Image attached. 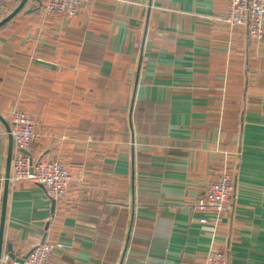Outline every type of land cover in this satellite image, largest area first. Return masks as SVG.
Returning a JSON list of instances; mask_svg holds the SVG:
<instances>
[{
  "label": "crops",
  "instance_id": "1",
  "mask_svg": "<svg viewBox=\"0 0 264 264\" xmlns=\"http://www.w3.org/2000/svg\"><path fill=\"white\" fill-rule=\"evenodd\" d=\"M227 0H91L67 17L0 0V250L61 241L50 264H264V36ZM12 110L33 160L79 180L66 196L10 183ZM228 174L231 208H196ZM8 180V181H7ZM204 220V221H202ZM11 259L12 261H17Z\"/></svg>",
  "mask_w": 264,
  "mask_h": 264
},
{
  "label": "built area",
  "instance_id": "2",
  "mask_svg": "<svg viewBox=\"0 0 264 264\" xmlns=\"http://www.w3.org/2000/svg\"><path fill=\"white\" fill-rule=\"evenodd\" d=\"M46 12H56L64 16H73L82 3L91 0H42ZM228 6L223 17L230 26H243L251 39L261 40L264 36V0H227ZM8 132L13 141L8 180L10 183L30 181L42 186L45 195L51 199L64 198L74 178L58 159L33 160L29 148L35 137L33 117L20 110H12L9 115ZM234 182L230 175L223 174L214 181L205 184L196 208L214 214L211 229L220 217L231 208V196ZM204 221V220H202ZM61 241H40L28 252L22 262L12 261L8 253L0 255V264H50L56 249H61ZM202 264H227V256L219 249H209Z\"/></svg>",
  "mask_w": 264,
  "mask_h": 264
},
{
  "label": "water",
  "instance_id": "3",
  "mask_svg": "<svg viewBox=\"0 0 264 264\" xmlns=\"http://www.w3.org/2000/svg\"><path fill=\"white\" fill-rule=\"evenodd\" d=\"M7 178H8V175H7ZM8 181V180H7ZM2 225L3 224H1V226H0V241H1V234H2ZM0 252H1V250H0ZM7 252H8V255H9V257L11 258V259H16L15 258V256H14V254H13V252H12V248H11V245H8L7 246ZM28 254V253H27ZM27 254L23 257V258H21V259H16L18 262H22L23 261V259L27 256ZM0 255H1V253H0Z\"/></svg>",
  "mask_w": 264,
  "mask_h": 264
}]
</instances>
